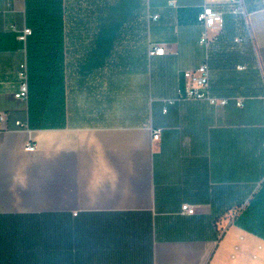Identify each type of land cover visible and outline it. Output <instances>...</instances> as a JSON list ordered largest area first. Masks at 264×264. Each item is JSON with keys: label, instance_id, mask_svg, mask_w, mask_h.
Returning a JSON list of instances; mask_svg holds the SVG:
<instances>
[{"label": "crops", "instance_id": "obj_1", "mask_svg": "<svg viewBox=\"0 0 264 264\" xmlns=\"http://www.w3.org/2000/svg\"><path fill=\"white\" fill-rule=\"evenodd\" d=\"M26 2L0 0V264H264V0L245 18L230 0H65L47 127L14 97ZM206 5L223 15L208 46ZM202 64L241 107L177 99Z\"/></svg>", "mask_w": 264, "mask_h": 264}, {"label": "trees", "instance_id": "obj_2", "mask_svg": "<svg viewBox=\"0 0 264 264\" xmlns=\"http://www.w3.org/2000/svg\"><path fill=\"white\" fill-rule=\"evenodd\" d=\"M26 4L31 30L26 39L29 125L54 126L61 87V47L57 36L66 10L65 0L64 6L62 0H27Z\"/></svg>", "mask_w": 264, "mask_h": 264}, {"label": "built area", "instance_id": "obj_3", "mask_svg": "<svg viewBox=\"0 0 264 264\" xmlns=\"http://www.w3.org/2000/svg\"><path fill=\"white\" fill-rule=\"evenodd\" d=\"M230 10L233 13L243 14L244 18L247 13L245 11L242 0H230ZM156 18V16H153ZM197 22L202 26L200 36V43L208 46L211 39L208 35L211 30H220L223 23V15L221 11L215 10L210 6H203L197 14ZM31 34L29 28H24L18 37L22 42H26L27 37ZM166 52L165 44L154 43L149 46L148 54L150 56L164 55ZM183 79L185 81L184 87L177 90L178 100H200L206 101L215 107H223L230 101H234L235 105L241 107L243 105V98L240 97H216L209 92V74L207 64H202L194 70H187L183 72ZM19 85L18 90L14 94L15 98L27 100L28 98V74L27 63L23 62L19 66L17 73ZM262 106L264 107V95L261 98ZM20 127H26L22 124H17ZM159 137V130H155L153 139L157 140ZM25 150L32 152L35 150V144L28 143ZM181 212L192 215L195 209L192 206L184 204L181 206Z\"/></svg>", "mask_w": 264, "mask_h": 264}]
</instances>
